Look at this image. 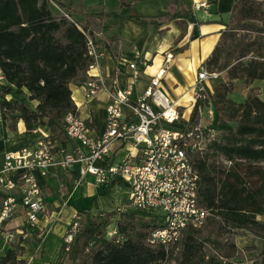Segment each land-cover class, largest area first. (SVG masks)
Wrapping results in <instances>:
<instances>
[{"label": "trees", "instance_id": "1", "mask_svg": "<svg viewBox=\"0 0 264 264\" xmlns=\"http://www.w3.org/2000/svg\"><path fill=\"white\" fill-rule=\"evenodd\" d=\"M117 1L119 12L97 16L142 24H156L163 16L181 28L176 43L186 34L191 7L185 0H173L171 12L150 17L134 12L126 0ZM53 4L69 7L62 0H0V71L4 77L0 111L8 129L14 131L19 121L26 134L46 127L61 145L72 143L65 134L63 119L69 112L77 114L72 86L86 80L90 61L87 35L93 37V32L52 11ZM184 48L171 49L180 52ZM202 66L209 72L225 73L226 79L215 85L206 83L207 98L194 103L188 124L199 122V109H205L208 100L220 125L235 123L209 145L230 164L223 162V168L217 170L203 156L196 157L199 202L210 212L206 223L199 228L188 227L166 255L160 245L147 242L148 235L163 226L159 214L133 209L111 211L101 217L85 209L78 212L80 229L67 251L61 245L55 264H168L174 256L176 264H231L237 247L219 238L232 230H248L264 238V164L252 171L259 178L255 184L236 164L264 162V99L252 86L255 81H264V0H233L229 20ZM237 81L248 88L241 102L230 98ZM75 178L73 173L66 184L67 192L74 187ZM115 185L99 186L108 193ZM112 222L116 223L117 235L107 237ZM10 245L0 254V264H23L18 259L22 247Z\"/></svg>", "mask_w": 264, "mask_h": 264}, {"label": "built area", "instance_id": "2", "mask_svg": "<svg viewBox=\"0 0 264 264\" xmlns=\"http://www.w3.org/2000/svg\"><path fill=\"white\" fill-rule=\"evenodd\" d=\"M203 6L206 3L196 7ZM86 46L90 61L83 82V97L85 102H90L100 93L106 95L103 129L91 136L86 119L69 112L64 116L63 128L75 146L68 149L57 145L50 133H40L34 128L30 130L29 145L5 154L0 168V188L9 194L0 205V233L5 244L14 243L18 237L24 240L25 231L7 230L5 222L22 207L28 226L33 227L39 215L45 212L46 204L35 174L45 176L54 165L64 170L76 165L80 178L89 175L98 186L121 183L128 190L133 209L159 214L163 226L154 229L147 242L160 245L168 255L188 227L203 226L210 214L199 202L200 176L196 157L207 151L216 138L215 130L199 122L188 124L189 119L183 122L177 107L162 90L161 81L173 57L170 51L162 53L163 61L146 87L141 93H135L134 84L148 65L140 53L136 51L127 63L132 82L121 87L116 78L107 82L101 69L103 53L88 35ZM220 74L209 72L202 65L198 68L193 83V105L207 98L204 95L206 83ZM3 81L0 71V83ZM205 109L211 118L210 100ZM203 110L199 109L200 115ZM114 144L119 146L117 150L127 146L118 162L111 158ZM11 191H18L19 196ZM80 227V215L75 213L63 232L62 250L69 249ZM107 234L117 235L116 228Z\"/></svg>", "mask_w": 264, "mask_h": 264}, {"label": "crops", "instance_id": "3", "mask_svg": "<svg viewBox=\"0 0 264 264\" xmlns=\"http://www.w3.org/2000/svg\"><path fill=\"white\" fill-rule=\"evenodd\" d=\"M81 1L87 3L86 0H62L69 7L60 8L57 4H53V6L57 7L59 11L57 14H66L71 18L75 12L81 15L80 17L83 19L79 24L82 23V27L91 30L93 35L98 37L95 42L103 53L100 59L101 69L107 82L111 83V80L116 78L121 87L132 82L127 63L132 60L133 54L137 51L148 62V65L139 74L138 80L134 84L135 93H141L163 61L164 56L162 53L170 51L173 57L161 81V87L177 107L181 119H189L193 107V83L196 72L210 56L218 42L221 30L229 20L233 0H185L186 4L191 7V12L187 19L186 34L177 43L176 40L181 32L180 26L175 20L162 16L168 13L170 8H167V5H171L169 3L171 0H126L131 3L133 11H135L134 9H139V12H136L139 15L147 17L162 16L161 19H156V24H142L132 20L122 21L118 18L97 16L101 13L119 12L118 1H114L109 8L105 4L95 5L93 1L88 5H84ZM200 3H206V6L197 8L196 6ZM101 21H106V24H101ZM183 45H185V48L180 52H175L171 49ZM220 77L221 80L226 79L225 73H222ZM212 81H208V83L211 85ZM237 84L245 86L240 81L235 82V85ZM252 86L259 88L260 97L264 99V81H255ZM247 90L248 88L246 87L243 91L244 93H241V100L237 102L244 100ZM72 99L76 105L77 114L86 119L90 135L94 136L99 133L104 125L106 95L100 93L99 97L94 101L85 102L82 83L78 86H72ZM180 108L186 110V116L181 113ZM40 130L50 133L46 127H41ZM28 143H31V137L25 133L22 122H17L16 129L12 131L8 129L7 123L1 119L0 168L3 165L6 153L13 152ZM61 146L70 149L75 144L67 142L61 144ZM118 147V145L116 148L114 147L111 154L112 159H116L117 156H123L124 154H120L122 149L127 150V146L117 150ZM56 157L59 159L58 154H56ZM73 173L76 177L74 187L70 192H67L66 184L72 178ZM35 178L40 186L42 199L46 204L45 212L39 215L38 221L33 227H29L26 222L24 209L19 207L12 217L5 222V228L12 232L20 230L27 233V237L24 240L18 237L14 241V244L18 243L22 247L18 259L23 264H55L59 255L56 257V251H60V240L63 232L70 223L72 215L80 212L79 210H71L66 213L60 200L65 195H68L66 200H68L69 196L74 197L75 192H79V195L83 198L95 197L98 185L93 182L92 178L86 176L80 178L76 165L69 170H64L59 165H54L49 169L47 175L40 176L35 174ZM8 194V191L0 188V205ZM11 194L16 197L19 196L18 191H11ZM10 246L4 243L0 233V254H4ZM47 251H53V253L48 255ZM256 252L258 253V259L254 261L257 263L261 260L264 261V251Z\"/></svg>", "mask_w": 264, "mask_h": 264}, {"label": "rangeland", "instance_id": "4", "mask_svg": "<svg viewBox=\"0 0 264 264\" xmlns=\"http://www.w3.org/2000/svg\"><path fill=\"white\" fill-rule=\"evenodd\" d=\"M92 1H93V4L95 5L105 4L107 5L106 7L109 8L111 4L117 0H86L87 3H83L82 1L81 2L84 5H88ZM169 3H172V0ZM59 7L62 8L61 6ZM172 7H173L172 4L170 6L167 5V8H170L168 9L169 10L168 12H171ZM100 10L102 11V9ZM134 10H135L134 12H139L138 8ZM52 11H54L55 13L59 12L57 10V7H54V6L52 7ZM63 11H65V9H63ZM65 16L68 17L69 19L73 18L72 20H75L78 23L82 22L81 20L83 19L82 17H80L81 15H79L76 12L72 14V18L66 14ZM100 23L106 24V21H101ZM92 38L94 40L98 39V37L94 35ZM219 81H221V77H218L217 79L213 80L211 85H215ZM245 88L246 86H244L243 84L235 85L233 93L230 95V98L236 102L238 100H241V97H242L241 93L245 90ZM179 110H181V113H184V115L186 116L187 114L186 110L182 108H180ZM1 119H2V112L0 111V120ZM199 123L202 125H209L213 127L215 130L217 139H220L221 135H223V133H225L229 128H233L235 126L234 122H229L226 125H220L219 121L217 120L216 112L213 111L212 117L210 118L208 116L207 109H204L202 114L200 115ZM36 129H38L40 133H46L45 130L41 131L40 128H36ZM29 136L32 137L31 134H29ZM29 144L30 143L24 146H27ZM116 146H117L116 144L113 145V147L115 148ZM126 151H127L126 149H122L120 151V154H125ZM202 156L207 160L208 163L214 164L217 170L223 168L222 166V163L224 162L223 158L215 150L211 149L209 146L207 148V151ZM119 159H120V156L119 157L117 156L115 162H118ZM236 164H237V168L239 169V171L246 173L247 180H249L250 183L255 184L259 181L258 175L252 173V171L255 169H258L259 167H262L264 162L249 163L246 161H240V162H237ZM86 177L92 178L89 175ZM96 192H97L96 196L90 197V198H83L81 197V195H79L80 194L79 192L78 193L75 192L74 197L69 196L68 200H66L68 195H65L63 199L60 200V202H62L63 210H65L66 213H69L71 210L83 211L85 209H90L91 212L97 213L98 215H101V217H103L107 212H111V211L125 212V211L133 209L129 203L128 190L125 188V186H122L119 183H117L114 187L110 188L108 193H103L104 190L102 189L101 186H98V189ZM93 198H95V200H92ZM117 217H118V214L113 216V219ZM115 227H116V223L112 222L110 226L108 227L107 233L111 232ZM107 237H111L110 234H107ZM226 239L233 242L237 247V257L232 260L231 264L257 263L254 261L258 259L257 257L258 253L256 251H264V238L257 237L254 233L248 230H232V233H228L224 235L223 237L219 238L218 240L225 241ZM60 243L62 245V238L60 240ZM210 248H211L210 244H207L208 251H210ZM56 252H57L56 253V257H57V255L59 254V251H56ZM47 253L48 255H51L53 251H47ZM174 257L171 259V261L168 264H176L175 261L173 260Z\"/></svg>", "mask_w": 264, "mask_h": 264}]
</instances>
